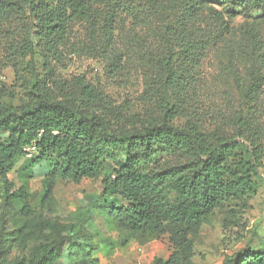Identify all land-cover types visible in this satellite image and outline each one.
Listing matches in <instances>:
<instances>
[{"label": "trees", "instance_id": "1", "mask_svg": "<svg viewBox=\"0 0 264 264\" xmlns=\"http://www.w3.org/2000/svg\"><path fill=\"white\" fill-rule=\"evenodd\" d=\"M100 4L107 7L104 16ZM140 5L134 9L115 0H0V22L6 25L14 70L34 58L36 43L43 53L41 72L29 88V102L18 109L0 103L4 204L28 207L26 188L15 190L7 173L32 144L37 152L28 159L31 173L41 160L57 159L55 172L43 182V205L52 196L56 178L76 184L99 180L103 190L68 223L37 221L34 227L41 243L16 262L6 257L16 233H6L7 218H1L0 264H59L65 257L70 264H97L98 249L86 230L96 212L131 238L150 227L168 234L174 251L168 260L157 258L154 264H191L194 238L205 219L227 202L258 194L256 180L264 168L260 132L249 129L244 120L235 138L205 133L191 121L182 127L175 124L181 116L180 102L186 103L193 92L191 71L206 47L205 31L194 28L201 4L180 17L176 12L173 17L159 12L152 0ZM224 7L251 14L264 11V0H210L207 10L222 28L226 23L219 8ZM120 14L147 16L159 23L161 39L170 49L158 62L159 81L145 92L148 101L156 102L161 119L131 129L121 127V115L112 114L109 101L86 78L59 80L52 66L62 62L73 24L85 23L88 42L78 51L110 59L116 73L121 60L110 47ZM236 264H264V252L246 251Z\"/></svg>", "mask_w": 264, "mask_h": 264}, {"label": "rangeland", "instance_id": "2", "mask_svg": "<svg viewBox=\"0 0 264 264\" xmlns=\"http://www.w3.org/2000/svg\"><path fill=\"white\" fill-rule=\"evenodd\" d=\"M149 1L115 0V4L121 2L135 9ZM152 1L159 12L169 16L172 12L184 16L191 6L198 8V3L202 8L194 28L205 31L206 47L199 65L194 70L191 66L193 92L186 103L180 102L181 116L175 124L182 127L191 121L205 133L235 138L243 128L240 120H244L249 129L260 132L264 143V11L245 14L240 9L219 8L226 23L222 28L207 10L210 0ZM99 8L104 16L107 7L100 4ZM87 33L85 23L73 24L69 45L62 49V62L52 63L56 77L62 81L86 78L109 101L112 114L121 115V127L125 129L140 127L143 122H159L160 109L145 97L146 90L155 86L161 76L159 60L170 51L165 39H161L159 23L147 20V16H118L110 47L121 60L116 73L111 70L114 63L110 59L78 51L81 44L88 42ZM41 54L42 46L36 43L34 58L29 57L16 72L10 61L6 25L0 22L1 104L18 109L29 102V88L41 72ZM112 124L119 126L116 121ZM29 165L26 157H19L7 173L15 190L26 188L25 209L19 204L6 207L5 181L0 177V226L5 217L3 230L16 233V241L6 256L9 262L23 259L41 243L42 237L34 227L37 221L68 223L103 191L99 180L84 179L76 184L56 178L52 196L43 205V182L55 172L57 159L41 160L32 173ZM256 182L259 189L255 197L227 202L205 219L194 238L191 264H236L246 251L264 252V168ZM86 230L98 249L94 256L97 264H154L157 258L168 260L174 251L170 236L161 228L150 227L131 238L100 212L95 213ZM59 264L70 262L65 257Z\"/></svg>", "mask_w": 264, "mask_h": 264}, {"label": "built area", "instance_id": "3", "mask_svg": "<svg viewBox=\"0 0 264 264\" xmlns=\"http://www.w3.org/2000/svg\"><path fill=\"white\" fill-rule=\"evenodd\" d=\"M36 152H37L36 144H32L24 149L25 157L27 159H31L36 154Z\"/></svg>", "mask_w": 264, "mask_h": 264}]
</instances>
